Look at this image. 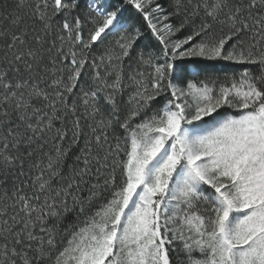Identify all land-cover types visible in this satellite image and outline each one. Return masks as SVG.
I'll use <instances>...</instances> for the list:
<instances>
[{
    "label": "trees",
    "instance_id": "16d2710c",
    "mask_svg": "<svg viewBox=\"0 0 264 264\" xmlns=\"http://www.w3.org/2000/svg\"><path fill=\"white\" fill-rule=\"evenodd\" d=\"M89 1L0 0V264H61L106 220L132 139L163 118L173 83L242 87L264 106V0H154L175 40L218 50L180 61L130 0L103 15ZM109 16L122 27L94 41ZM201 256L162 244L163 264Z\"/></svg>",
    "mask_w": 264,
    "mask_h": 264
},
{
    "label": "rangeland",
    "instance_id": "374dc122",
    "mask_svg": "<svg viewBox=\"0 0 264 264\" xmlns=\"http://www.w3.org/2000/svg\"><path fill=\"white\" fill-rule=\"evenodd\" d=\"M130 1L174 61L218 55L175 40L154 0ZM107 2L89 7L103 15ZM121 27L109 16L93 40ZM170 92L163 118L133 137L126 186L106 220L78 235L61 264H163V243L203 253L191 264H264V106L238 86L173 83Z\"/></svg>",
    "mask_w": 264,
    "mask_h": 264
}]
</instances>
